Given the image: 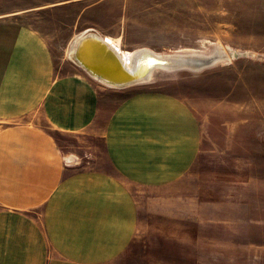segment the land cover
<instances>
[{
	"label": "rangeland",
	"instance_id": "374dc122",
	"mask_svg": "<svg viewBox=\"0 0 264 264\" xmlns=\"http://www.w3.org/2000/svg\"><path fill=\"white\" fill-rule=\"evenodd\" d=\"M7 19L36 29L62 67L73 63L68 46L85 30L126 52L228 54L200 69L155 68L124 88L95 85L111 105L145 93L194 105L208 150L185 187L138 190L148 223L127 264H264V0H0V20ZM106 120L98 134H53L67 166L105 164ZM172 194L180 199H154Z\"/></svg>",
	"mask_w": 264,
	"mask_h": 264
},
{
	"label": "crops",
	"instance_id": "0c3cea01",
	"mask_svg": "<svg viewBox=\"0 0 264 264\" xmlns=\"http://www.w3.org/2000/svg\"><path fill=\"white\" fill-rule=\"evenodd\" d=\"M95 83L56 66L36 29L0 20V264H127L148 223L138 190L185 187L208 151L194 105L146 93L111 105ZM103 116L105 164L67 166L53 134H98Z\"/></svg>",
	"mask_w": 264,
	"mask_h": 264
},
{
	"label": "water",
	"instance_id": "95a60500",
	"mask_svg": "<svg viewBox=\"0 0 264 264\" xmlns=\"http://www.w3.org/2000/svg\"><path fill=\"white\" fill-rule=\"evenodd\" d=\"M97 38V39H96ZM96 41H94V40ZM106 42H105V41ZM73 41V42H72ZM71 42L73 43V47H74V52H72V56H71V61L74 62L76 65H78L79 67H83L82 69H88L86 68L83 64H81L79 62V60H77L76 56H77V52L78 50L83 47H88L90 46L89 44H95L97 45L98 48H96L99 53L103 54L102 49H106V51L103 54V58H105L106 60H109L108 55L110 54L112 57H110L112 64L114 65V67L116 68V70L118 71L119 75H123L124 76H128V80H123L121 81L119 78L117 80L121 81H110L106 78L102 79L105 82L110 83L109 85L112 87H116V88H124L127 85H133L136 83H140L147 78V75L150 73V71L153 70V68H163V69H178V68H192V69H200L201 67H206V66H210L213 64V60L212 58H208L209 60H207L206 62L203 63V65L199 66V64H192V63H188V62H179L177 64H174L175 62L173 61V59L171 61L173 62H167L168 58H160L158 54L153 53L150 50L144 49V50H138L136 51L135 54H138L140 52V56H137L133 59V67L131 69V71L126 70L123 65H122V61L120 59V55H119V50H117V48L114 45H111L107 39L102 38L100 35H98L96 32L91 31V30H85L83 32L78 33L77 35H75L73 37V39L71 40ZM111 47H109V45ZM173 56H179V57H185L188 59H197L200 60L202 59L200 56L198 55H193V54H174ZM151 59V60H150ZM146 61V62H145ZM148 62L147 66L146 63ZM168 67V68H167ZM89 70V69H88ZM96 76H100L99 74H95Z\"/></svg>",
	"mask_w": 264,
	"mask_h": 264
},
{
	"label": "bare ground",
	"instance_id": "6f19581e",
	"mask_svg": "<svg viewBox=\"0 0 264 264\" xmlns=\"http://www.w3.org/2000/svg\"><path fill=\"white\" fill-rule=\"evenodd\" d=\"M97 39V38H96ZM106 39V38H104ZM94 40V39H93ZM96 41V40H94ZM105 41V40H104ZM108 41V39H107ZM73 42V41H72ZM71 42V44L68 46V50H67V56L69 59H71V56H72V52H74V47H73V43ZM106 42V41H105ZM109 42V41H108ZM111 45L112 42H109ZM90 46L88 47H83L82 49L80 48L77 52V60H79V62L81 64H83L86 68L88 69H83L88 75H90L94 80L100 82L101 84L105 85V86H108V87H112L110 86L108 82H105L103 78H106L110 81H114V82H117L119 80H117L118 78L121 80H128V76H124L123 75H119L118 71L116 70V68L114 67V65L112 64L111 62V59L110 57H112L110 54L108 55L109 57V60H106L105 58H103V54L104 52L106 51V49H102V52L103 54L99 53V51L96 49L98 48L97 45L95 44H89ZM109 45V44H108ZM115 46V45H114ZM109 47H111L109 45ZM116 47V46H115ZM117 50H119V55H120V59L122 61V65L123 67L128 70V71H131L132 67H133V59L132 58H135L137 56H140V52L138 54H135L136 51H133V52H126V51H123L121 49H118V47H116ZM222 49V48H221ZM138 51V50H137ZM176 54V53H175ZM159 56V55H158ZM213 56V55H212ZM160 58H168L170 60H168L167 62H170L172 59L173 61L175 62L174 64H177L179 62H188V63H192V64H199V66L203 65L204 62H206L207 60H209L208 58H203V59H200V60H195V59H188V58H185V57H179V56H173L172 54L171 55H167V54H163L161 56H159ZM229 56L228 54L226 55L225 53H222V52H217L216 53V57L214 58L213 60V64L214 62H216L217 60H220V59H227ZM212 58V57H211ZM72 60V59H71ZM151 60V59H150ZM171 61V62H173ZM146 62V61H145ZM149 61H147L146 63V66L148 64ZM81 68V67H80ZM83 68V67H82ZM168 68V67H167ZM201 68H204V67H201ZM155 68H153L154 70ZM150 71V73L147 75V78H150L151 77V73L153 72ZM95 74H99L100 76H96ZM121 80V81H123ZM119 81V82H121ZM134 85V84H133ZM129 86V85H127ZM125 86V87H127ZM113 88H116V87H113Z\"/></svg>",
	"mask_w": 264,
	"mask_h": 264
}]
</instances>
